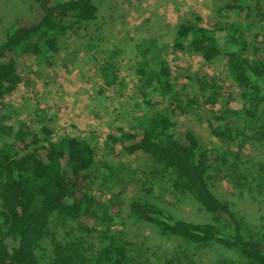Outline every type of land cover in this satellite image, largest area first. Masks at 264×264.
I'll return each instance as SVG.
<instances>
[{
    "label": "rangeland",
    "instance_id": "374dc122",
    "mask_svg": "<svg viewBox=\"0 0 264 264\" xmlns=\"http://www.w3.org/2000/svg\"><path fill=\"white\" fill-rule=\"evenodd\" d=\"M231 1L98 0L97 18L59 34L57 52L35 54L23 49L16 56L22 81L4 100L5 108L0 110L8 117L4 124L14 131L24 123L37 131L46 125L55 137L70 135L89 142L97 161L89 183L97 202L96 229H102L100 218L106 210L113 215V230L125 234L129 254L142 264H246L235 251L215 244L189 245L130 216L132 201L147 200L188 221L211 220L191 195L154 180L159 165L142 154H127L118 141L121 131H138L143 116L177 105L179 114L170 113L171 117L191 128L201 144L219 156L209 170L212 190L230 200L252 234L264 241V133L250 132L254 140L241 148L212 135L209 111L241 107L237 85L224 58L207 62L173 47L177 26L191 13L201 15L209 28L236 21V11L224 9ZM40 18L35 0H0V39L16 24L32 25ZM248 32L250 43L262 39L264 21ZM162 61L170 67L173 98L163 96L155 83H145L138 72L143 62L158 69ZM4 141L10 137L0 134V146ZM150 187L152 192L147 190ZM115 200L121 203L118 214L110 204ZM87 220H53L38 251L42 261L51 255L52 238L82 236L98 244L97 232L87 236L80 227Z\"/></svg>",
    "mask_w": 264,
    "mask_h": 264
},
{
    "label": "trees",
    "instance_id": "16d2710c",
    "mask_svg": "<svg viewBox=\"0 0 264 264\" xmlns=\"http://www.w3.org/2000/svg\"><path fill=\"white\" fill-rule=\"evenodd\" d=\"M97 1L35 0L40 20L32 25L16 24L0 39V110L5 108L6 96L22 81L18 53L23 49L35 54L57 52L59 34L97 18ZM224 9L235 10L236 21L209 28L201 15L191 13L177 26L173 47L187 49L207 62L224 58L242 105L210 110L207 123L212 135L241 148L254 140L250 132L264 133V36L254 43L247 40L248 31L264 21V3L232 0ZM148 65L143 62L138 69L144 82L155 83L163 96L173 98L169 64L162 61L158 69ZM107 80L112 84L113 80ZM179 108L143 116L140 129L121 131L118 141L127 154H142L159 165L154 180L191 195L211 220L188 221L147 200L132 201L130 216L152 224L163 236L195 246L215 244L241 254L246 264H264V241L252 234L232 202L211 188L209 170L219 156L204 147L191 128L171 117L170 113L179 114ZM7 119L0 114V134L10 137L0 146V264H142L129 254L130 242L122 231L113 230V215L106 210L100 218L102 229H96L97 202L89 183L97 161L89 142L70 135L55 137L46 125L37 131L24 123L14 131L4 124ZM147 190L152 192L151 187ZM110 204L118 214L121 203ZM84 218L88 220L81 229L87 236L97 232L98 244L82 236L64 241L52 238L51 255L43 262L38 251L53 220L81 222Z\"/></svg>",
    "mask_w": 264,
    "mask_h": 264
}]
</instances>
